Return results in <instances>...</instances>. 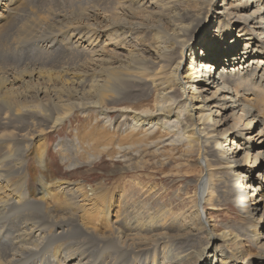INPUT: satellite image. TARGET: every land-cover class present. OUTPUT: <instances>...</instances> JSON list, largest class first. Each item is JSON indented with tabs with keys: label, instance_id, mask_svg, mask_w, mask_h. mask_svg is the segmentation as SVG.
<instances>
[{
	"label": "bare ground",
	"instance_id": "1",
	"mask_svg": "<svg viewBox=\"0 0 264 264\" xmlns=\"http://www.w3.org/2000/svg\"><path fill=\"white\" fill-rule=\"evenodd\" d=\"M263 202L264 0H0V264H264Z\"/></svg>",
	"mask_w": 264,
	"mask_h": 264
},
{
	"label": "rangeland",
	"instance_id": "2",
	"mask_svg": "<svg viewBox=\"0 0 264 264\" xmlns=\"http://www.w3.org/2000/svg\"><path fill=\"white\" fill-rule=\"evenodd\" d=\"M212 35L214 36V34ZM226 52H227V47L224 48V53ZM212 77H215V75ZM80 125H81V122L79 120L76 121V119H73L72 124H71L72 126L71 130H74L75 127L78 128ZM66 127H68V125ZM246 132H244V134H246ZM49 135H50V138L48 139V137H46V140H45V142L48 145V149H49L48 163H49V166H51L53 170L57 173V177L60 180H68L72 182H77V183H80L81 185L89 187V186H95L96 184L100 183L101 181H104L107 178L111 179L110 181H112V180L120 178L121 175L126 174V172L123 169L121 170V164L123 163L120 160L110 159L108 157L102 156L100 159L94 161L93 164L87 163L89 156H93L94 153L91 152L90 150L89 154H86V150H89L86 145H83L80 151V154L83 157V159L81 158L79 159V161L84 163L82 164V167L80 166V168L68 169L67 165L60 162L56 154V150H57L56 145L58 144L57 142L60 140V138H65L66 134L65 133L63 134L50 133ZM39 153H40V150H35V155H38ZM196 160L197 159L193 160V162L195 163L191 165V168L196 169L197 171H200V169L198 168L199 164L197 163ZM29 163H34L33 156H30ZM133 174L134 172H130V175L126 177H131ZM126 177H123V178H126ZM183 177L184 178L181 179L183 181L177 180L179 179L177 176H171V177L165 178L163 182H165L167 186L172 185L173 183H179V182H185V183L190 182L191 185L195 186L196 185L195 181L198 180V177L194 175H184L183 174ZM29 199H34V198L31 197ZM249 202L251 201L248 200V203ZM259 209L262 210L263 205H261ZM233 214L235 213L233 212Z\"/></svg>",
	"mask_w": 264,
	"mask_h": 264
}]
</instances>
